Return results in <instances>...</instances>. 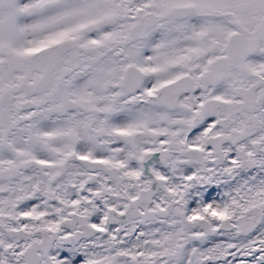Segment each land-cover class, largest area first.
Segmentation results:
<instances>
[{"label":"snow or ice","instance_id":"6c2138e0","mask_svg":"<svg viewBox=\"0 0 264 264\" xmlns=\"http://www.w3.org/2000/svg\"><path fill=\"white\" fill-rule=\"evenodd\" d=\"M0 264H264V0H0Z\"/></svg>","mask_w":264,"mask_h":264}]
</instances>
